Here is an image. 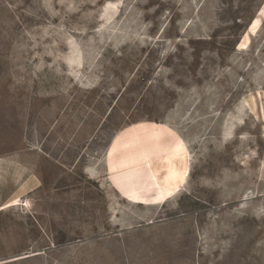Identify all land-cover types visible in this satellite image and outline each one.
<instances>
[{
    "label": "rangeland",
    "instance_id": "1",
    "mask_svg": "<svg viewBox=\"0 0 264 264\" xmlns=\"http://www.w3.org/2000/svg\"><path fill=\"white\" fill-rule=\"evenodd\" d=\"M0 160V264H264V0H0Z\"/></svg>",
    "mask_w": 264,
    "mask_h": 264
},
{
    "label": "crops",
    "instance_id": "2",
    "mask_svg": "<svg viewBox=\"0 0 264 264\" xmlns=\"http://www.w3.org/2000/svg\"><path fill=\"white\" fill-rule=\"evenodd\" d=\"M3 167H4V163L2 164V160H0V212L8 209L9 207V202H6V200L9 198L10 193H12L14 191V188L9 186L7 188V185L5 186V182H4V176H3ZM34 176H31L30 181L32 182ZM11 191V192H10ZM22 191V189H21ZM20 195L22 199H24L26 196H23L22 192H20ZM29 198V196H27ZM18 197H14V200H17ZM3 208V209H2Z\"/></svg>",
    "mask_w": 264,
    "mask_h": 264
},
{
    "label": "bare ground",
    "instance_id": "3",
    "mask_svg": "<svg viewBox=\"0 0 264 264\" xmlns=\"http://www.w3.org/2000/svg\"><path fill=\"white\" fill-rule=\"evenodd\" d=\"M3 209V208H2Z\"/></svg>",
    "mask_w": 264,
    "mask_h": 264
}]
</instances>
